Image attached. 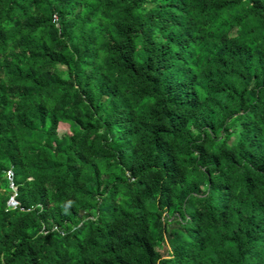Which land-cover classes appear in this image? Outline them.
I'll list each match as a JSON object with an SVG mask.
<instances>
[{
  "label": "trees",
  "instance_id": "obj_1",
  "mask_svg": "<svg viewBox=\"0 0 264 264\" xmlns=\"http://www.w3.org/2000/svg\"><path fill=\"white\" fill-rule=\"evenodd\" d=\"M0 264H264V0H0Z\"/></svg>",
  "mask_w": 264,
  "mask_h": 264
},
{
  "label": "built area",
  "instance_id": "obj_2",
  "mask_svg": "<svg viewBox=\"0 0 264 264\" xmlns=\"http://www.w3.org/2000/svg\"><path fill=\"white\" fill-rule=\"evenodd\" d=\"M7 175H8V178L12 181V171L11 170L7 171ZM11 185H13V182H11ZM10 202L12 205L17 204L13 197L11 198Z\"/></svg>",
  "mask_w": 264,
  "mask_h": 264
},
{
  "label": "rangeland",
  "instance_id": "obj_3",
  "mask_svg": "<svg viewBox=\"0 0 264 264\" xmlns=\"http://www.w3.org/2000/svg\"><path fill=\"white\" fill-rule=\"evenodd\" d=\"M61 128L63 129V131H66V130L71 131V128L69 125H62Z\"/></svg>",
  "mask_w": 264,
  "mask_h": 264
},
{
  "label": "clouds",
  "instance_id": "obj_4",
  "mask_svg": "<svg viewBox=\"0 0 264 264\" xmlns=\"http://www.w3.org/2000/svg\"><path fill=\"white\" fill-rule=\"evenodd\" d=\"M9 170H10V169H9ZM9 170H8V171H9ZM11 182H12V181H11ZM10 184H11V183H10ZM13 186H14V185H11L12 188H13ZM12 197L14 198V195H13ZM12 197H11V198H12ZM11 198H10L9 201H8V203H9L10 205H12L11 202H10V201H11ZM14 200H15V198H14ZM15 201H16V200H15ZM16 203H17V201H16ZM16 205H17V204H16ZM13 206H14V205H13Z\"/></svg>",
  "mask_w": 264,
  "mask_h": 264
}]
</instances>
